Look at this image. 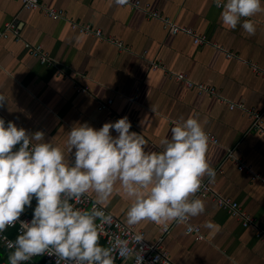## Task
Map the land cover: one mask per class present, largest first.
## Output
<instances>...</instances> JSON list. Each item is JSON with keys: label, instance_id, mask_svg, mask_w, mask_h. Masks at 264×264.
<instances>
[{"label": "crops", "instance_id": "obj_1", "mask_svg": "<svg viewBox=\"0 0 264 264\" xmlns=\"http://www.w3.org/2000/svg\"><path fill=\"white\" fill-rule=\"evenodd\" d=\"M40 1L62 17L26 10L21 0H0V28L13 22L20 33L19 41L1 40L0 95L6 100L0 112L28 133L42 131L44 142L60 147L70 163L66 133L74 124L87 122L98 129L126 115L129 131L146 140L145 149L162 151L160 140L171 135V127L197 118L206 134L217 139L208 141L206 152L215 178L203 177L212 195L196 193L205 212L189 220L202 238L174 222L166 235L151 221L134 228L151 243L164 236L163 247L177 264H264V240L257 230L244 227L216 202V196L237 202L264 229V134L252 129L249 114H262L264 129V12L250 18L255 32L249 34L239 24L235 29L223 25L222 9L213 0ZM164 19L207 42L195 44L191 35L171 33ZM80 26L100 30L102 36L83 33ZM25 44L42 47L50 63L42 64ZM174 74L203 83L215 94H199ZM108 101L111 107L101 109ZM130 203L114 190L102 206L125 223ZM35 204L33 199L25 210L32 214ZM207 220L217 227H203ZM11 231L7 234L15 240L17 233L12 237ZM8 255L0 247V262Z\"/></svg>", "mask_w": 264, "mask_h": 264}, {"label": "clouds", "instance_id": "obj_2", "mask_svg": "<svg viewBox=\"0 0 264 264\" xmlns=\"http://www.w3.org/2000/svg\"><path fill=\"white\" fill-rule=\"evenodd\" d=\"M114 2L126 5L128 0ZM213 2L222 9L223 25L235 29L239 24L249 34L255 32L250 18L264 12V0ZM171 31H177L174 25ZM5 100L0 95V105ZM130 128L126 115L98 129L87 122L74 124L66 133L67 150L73 156L70 163L60 147L44 142L42 131L28 133L0 118V234L36 201L31 220L19 221L20 234L14 241L0 235L13 249L8 264L43 254L55 255L56 264H114V253H134L129 240L119 235L108 246L98 243L104 226L113 223L111 213L98 205L106 204L114 190L131 201L125 213L130 229L151 221L164 229L175 222L184 224L186 232L194 230L189 220L205 212L196 193L204 176L211 182L216 175L206 157L208 136L201 122L189 116L176 123L171 135L161 138L162 151H147L144 137ZM89 194H94L91 208H77L73 202ZM203 227L217 226L207 220ZM132 240L137 244L144 238L134 233ZM136 264H142V256Z\"/></svg>", "mask_w": 264, "mask_h": 264}, {"label": "built area", "instance_id": "obj_3", "mask_svg": "<svg viewBox=\"0 0 264 264\" xmlns=\"http://www.w3.org/2000/svg\"><path fill=\"white\" fill-rule=\"evenodd\" d=\"M22 5L24 9L30 10V11H41L44 13V15L53 18V19H58L62 17V12L53 9V8H47L44 5H42L40 0H21ZM136 7H141V3L137 2ZM146 10V12H149L150 6L145 5L143 8ZM158 13H152L153 17H158ZM164 22L166 24V27H168V30L173 33V34H178V33H185L188 35L193 36L194 43L195 44H204L207 42V39L205 36H200L197 35L192 29L186 28V27H180L168 19H164ZM175 26L177 31L172 32L171 27ZM77 27V26H75ZM80 31L83 33H89V34H95L97 36H102V33L100 30H94L89 26H80ZM10 37H14L16 40H20V33L17 25L15 23H7L5 27L0 28V44L1 40L4 39H9ZM25 46L29 49H31V53L35 58H38L39 61L42 64H48L50 63L51 59H49L48 54L42 51V47L37 46L33 49L29 44H25ZM153 68L156 69L158 68V65H153ZM180 83H183L187 88L193 89L197 91L199 94L203 93H209V94H215V90L213 88L208 87L207 85L203 83H193L191 80H189L186 75L184 74H174L173 75ZM172 76V77H173ZM84 91V90H82ZM112 101H108L107 103H102L101 104V109H109L111 107ZM235 105H231V109H233ZM249 114L252 116L253 122H252V129L258 131L259 133L264 134V129L262 126V114L249 110ZM0 118H3L5 120V125H7V122L9 121L1 112H0ZM208 136V141L217 143V139H215L214 136L212 135H207ZM18 147V145L16 146ZM244 166L241 167L243 169ZM200 194L203 197H211L212 194H210V187L208 180H204L202 178V184H201V189H200ZM216 196V195H213ZM94 198L92 197L91 194H89L87 197H82L81 201L79 203H75V206L77 208H81L84 210H89L93 204ZM216 202L218 203V206L222 209L227 210L233 217L238 219V221L244 226V227H253L257 230V234L260 238L264 240V229H259L256 226V221L250 217L246 211H244L237 202L231 200V199H226L222 196H216ZM98 207H102L106 213H110L107 211L102 205H98ZM112 215V214H111ZM113 217V223L111 225H105L104 226V231L99 237V241L104 246H108L112 237L119 235L121 238L128 239L129 240V248L134 249V253H129L127 256H121L118 252L114 253V264H136L137 258L142 256V264H177L175 263L168 251H166L163 247L162 240L163 237H161L158 241L155 243H151L150 241L147 240L146 238V233L143 230H138L135 228L130 229L124 222L120 221L117 219L114 215ZM32 218V214L29 213L28 211H24L20 217L18 218V221L16 224H14L11 227H7L4 231L3 235L5 236L8 240H12L8 234L7 230H16L17 235L20 234V228H19V221L24 220V221H30ZM175 223V222H174ZM173 223V224H174ZM172 228V225H169L166 229H163V234L166 235L169 230ZM192 232H187L188 234H193L196 235L198 238H202L201 235V230L199 227H193ZM134 233H139L142 234L144 240L141 242L135 244L132 240L133 234ZM0 247L5 249L7 253H10L13 251V249H8L3 240H0ZM0 264H8V260H3L0 262ZM22 264H56V257L55 255L53 256H48L47 254H43L40 256H34L32 257L29 261L22 262ZM61 264H63V261H61Z\"/></svg>", "mask_w": 264, "mask_h": 264}, {"label": "trees", "instance_id": "obj_4", "mask_svg": "<svg viewBox=\"0 0 264 264\" xmlns=\"http://www.w3.org/2000/svg\"><path fill=\"white\" fill-rule=\"evenodd\" d=\"M11 234H12V235H11L12 237H15L16 230L13 229V230L11 231ZM98 243L101 244L102 246H104V244H102L101 242H98Z\"/></svg>", "mask_w": 264, "mask_h": 264}]
</instances>
